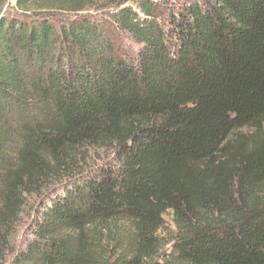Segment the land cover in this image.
<instances>
[{
    "label": "trees",
    "instance_id": "obj_1",
    "mask_svg": "<svg viewBox=\"0 0 264 264\" xmlns=\"http://www.w3.org/2000/svg\"><path fill=\"white\" fill-rule=\"evenodd\" d=\"M5 8L0 264H264V142L234 139L264 127V0ZM92 148L113 149V164L84 171Z\"/></svg>",
    "mask_w": 264,
    "mask_h": 264
},
{
    "label": "rangeland",
    "instance_id": "obj_2",
    "mask_svg": "<svg viewBox=\"0 0 264 264\" xmlns=\"http://www.w3.org/2000/svg\"><path fill=\"white\" fill-rule=\"evenodd\" d=\"M9 2L12 0H8ZM14 4V1L12 2ZM101 6V4L99 5ZM7 8V6H6ZM6 8L3 10V12H0V16L6 14ZM101 7H98V9ZM97 9H92L90 12H98L95 11ZM102 12V10H100ZM122 44H127L128 39L123 38L121 40ZM234 139H243L247 145L248 148H252L256 145H259L260 143L264 142V127L260 131H255L250 128H245L236 133ZM113 157L114 152L113 149H106V148H92L88 150L87 153V161L81 162V165H83L84 171L87 172H96L98 171L102 166H105L106 164H113ZM55 186H52L48 192V190H45V193H43L39 197H35L32 200H30L29 204L27 205L25 212L22 216V220L18 226L16 235L14 237L15 243L12 242V245L14 248H18L22 245L24 239H25V233L27 231L28 225L31 224L33 219L35 218V208L39 204L41 198H43V195H48V193L53 192V188ZM43 196V197H42ZM130 232H132V227L128 224H121L117 225L116 228V245L118 242H121L119 244H125L127 240H129ZM176 235V228L175 224L173 222V216L172 213H169L166 215V229L163 231L161 236V242H162V248H161V256L158 258V260H165L171 251L172 242L175 239Z\"/></svg>",
    "mask_w": 264,
    "mask_h": 264
}]
</instances>
